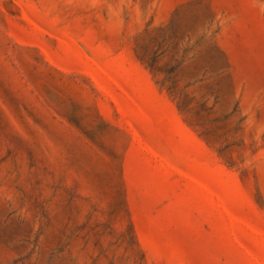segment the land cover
<instances>
[{
  "label": "rangeland",
  "instance_id": "374dc122",
  "mask_svg": "<svg viewBox=\"0 0 264 264\" xmlns=\"http://www.w3.org/2000/svg\"><path fill=\"white\" fill-rule=\"evenodd\" d=\"M0 264H264V0H0Z\"/></svg>",
  "mask_w": 264,
  "mask_h": 264
}]
</instances>
